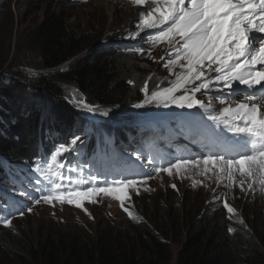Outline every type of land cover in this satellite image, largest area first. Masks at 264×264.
Here are the masks:
<instances>
[{"label": "snow or ice", "instance_id": "obj_1", "mask_svg": "<svg viewBox=\"0 0 264 264\" xmlns=\"http://www.w3.org/2000/svg\"><path fill=\"white\" fill-rule=\"evenodd\" d=\"M129 2L134 6L148 5L149 10L139 13L135 25L138 31H130L127 37L136 39L144 33L152 46L167 45V55L161 60L169 75L175 77L167 81L168 86L158 84L151 91L146 79L140 88L144 100L134 106L197 109L195 113L177 114L176 129L161 139L171 146L176 137L183 136L200 144L202 150L196 155L165 158L141 144L133 154L136 160L147 159L151 169L144 171L140 179L116 168L105 170L93 162V171L77 180L72 175L77 168L64 157L65 153L77 151L82 143L80 135L72 134L70 142L54 144L47 156L41 158L43 165L38 164L35 169L29 166L28 172L22 173L19 192L31 200L29 206L21 208L0 197V213H4L0 223L4 226L11 227L14 215L31 213L32 206L42 202L53 207L57 202L67 204L86 212L85 203H97L101 196L118 201L129 217L136 219L126 206L131 199L130 190L139 194L138 185L161 172L169 177H183L196 169L208 179L215 176L218 185L226 182L225 187L238 185L242 191L245 184L248 190L259 185L264 192V0ZM139 52H147L154 59L151 48H141ZM210 93H215L214 98L226 106L215 110L210 103L197 98V94ZM83 107L90 113L100 111L93 105ZM204 116L211 125L205 123ZM222 205L231 219L236 210L226 198ZM228 231L234 229L229 227Z\"/></svg>", "mask_w": 264, "mask_h": 264}, {"label": "trees", "instance_id": "obj_2", "mask_svg": "<svg viewBox=\"0 0 264 264\" xmlns=\"http://www.w3.org/2000/svg\"><path fill=\"white\" fill-rule=\"evenodd\" d=\"M64 18L57 11L45 14L30 36L31 59L44 69L76 60L63 71L30 80V93L38 107L17 104L14 116L1 122L3 154L31 160L52 125L49 117L46 122L41 118L47 110L63 125L75 122L78 114L74 108L81 103L69 92L85 94L92 104L114 105L118 113V106H123L122 111L131 107L142 113L153 106L135 107L131 102L144 100L140 88L146 78L135 52L118 45L93 46V38L70 28ZM114 115L104 129L114 128ZM133 118L123 114L125 120ZM109 140L120 149L126 145ZM149 210L154 214L151 221L134 210L136 219L125 227L78 223L62 231L15 220L9 228L0 225V234L8 240L1 245L8 252L9 264H172L171 244L178 246L175 264H264V214L260 212L251 209L244 220L235 215L229 219L223 212L214 214L210 203L204 208L201 202L184 197H166L154 208L149 205L146 213ZM229 227L234 231L229 232Z\"/></svg>", "mask_w": 264, "mask_h": 264}, {"label": "rangeland", "instance_id": "obj_3", "mask_svg": "<svg viewBox=\"0 0 264 264\" xmlns=\"http://www.w3.org/2000/svg\"><path fill=\"white\" fill-rule=\"evenodd\" d=\"M138 8L139 6L132 5L129 0H48L47 2L45 0H4V5L0 7V124L6 121L4 119H11L14 116L15 111L13 108L17 104L19 106L30 104L33 108L38 107V101L35 100V102L30 93V80L39 74H48L57 69L60 70L61 68L70 67L76 60L73 58L69 63L63 66L61 65L60 68L58 67L48 71L44 68L36 67L35 63L32 62L33 49L29 45L30 36L33 33V29L39 25L45 14L49 11L61 12L70 28L93 38V46L95 44H121L128 46L143 44L144 49L151 48V53L156 57L155 64H159L161 68L159 75L166 76L165 86L161 87L168 86L167 81L175 79V77L166 73V68L163 67L164 61L161 60V57H166L167 55V45L158 44L152 46L149 38L144 33H141L136 39H129L127 37V33L130 31H137L135 30V25L138 18L135 17L134 19L133 13L136 10L138 12ZM128 11H133L130 12V18L126 14ZM125 22H127V27ZM96 46L99 47V45ZM151 68L154 69L155 67L152 66ZM215 95V93H210L209 96L213 98L210 101L204 100L205 103H210L212 108L215 107V110L225 107L226 105L215 100ZM202 96L201 94H197L198 99L202 98ZM238 98L236 99L238 100ZM85 102L90 105L92 104V99L86 98ZM131 102L133 103L135 101ZM96 106L116 109L114 105L107 106L96 103ZM117 108L122 110L123 106H118ZM189 112H192V110L177 108L176 111H173L172 108L156 107L150 115L156 117H176L179 113L187 114ZM48 117L51 118V115L47 111L41 114V118L44 120H48ZM205 118L207 119V116ZM181 139L184 140L183 137ZM159 142H161V138L154 143L158 144ZM131 145H135V143H130L126 149L135 148L131 147ZM22 164L21 160L14 162L16 166ZM25 168L29 170V168ZM72 175L77 180L87 177V175H81L79 172L73 173ZM209 175L211 176V174ZM195 176L197 182L192 190L185 189L176 183H158L155 180L143 183L141 186H138L139 194L142 195L131 198L126 206L132 212L136 208L147 221H151L154 215L153 210H149L146 213L149 205H152L154 208L155 203L166 197L167 199L169 197L170 199L171 197H184L185 199H194L198 203L201 202L204 208L207 206V203H210L214 214L223 212L227 218L228 214L223 208V205L221 208L217 202L226 198L228 203L236 210L238 216L243 220L246 211H250L251 209L264 214V194L254 196L246 190L242 191L238 185H233L231 188H228L224 186L226 182L218 185L215 176L208 179L206 176L200 175L198 170L195 171ZM136 177L138 178V176ZM173 184H175V188L171 187ZM11 187L12 184H8L3 189L10 190ZM153 187L157 191L148 194ZM131 191L136 193L135 190ZM97 199V203H85L84 208L87 210L86 212L84 209H78L67 204L61 205L57 202L53 207L42 202L32 206L31 213L25 211L24 214L26 215L17 220L30 221L29 226L31 227L35 225L56 227L62 231L67 230L70 225H77L78 223L87 224L89 227L95 224L125 227L126 223L131 221L132 218L120 207L118 201L104 196L98 197ZM31 203V200L23 202L21 207L26 208ZM244 222L246 223V221ZM31 236L32 234L28 235V237ZM7 241L4 235L0 234V264H9L11 262L7 250L1 245ZM171 250L173 255L172 264H175L178 246L171 244Z\"/></svg>", "mask_w": 264, "mask_h": 264}, {"label": "clouds", "instance_id": "obj_4", "mask_svg": "<svg viewBox=\"0 0 264 264\" xmlns=\"http://www.w3.org/2000/svg\"><path fill=\"white\" fill-rule=\"evenodd\" d=\"M138 10L140 11V9ZM135 30L138 31L136 27H135ZM109 45H112V46L118 45L119 47L126 49V50H129V48L131 47L128 45H121V44H115V45L99 44V46L101 47H105ZM136 56L140 58V62H141L140 67L142 68V70L145 71V75H146L145 80L146 79L148 80L150 91L154 90L158 84L160 86H165L164 82L166 81V76L159 75L161 68L159 67V64H155L156 57L154 56V54L151 53V56L154 57V59L149 58V56L145 55V53L143 55L136 54ZM71 60H68L62 63L61 65L63 66L64 64H67ZM148 63H151V65L154 66L155 68L152 69L151 68L152 66L148 65ZM61 65H58L57 67H54V68L45 69V70L46 71L54 70L60 67ZM65 69L66 68H61L60 70L59 69L57 70L63 71ZM178 70L180 69L179 68L175 69V71H178ZM166 73L169 74L167 69H166ZM152 80H154L153 84H151ZM69 93L71 96L75 97L81 103V106H76L74 108V110L77 111L78 118L76 119L75 122L71 123L70 125L69 124L63 125L61 122V119H59L58 117L54 118V115L51 113V111L47 110L48 113H50L51 115V118L48 120V122H51L52 125L46 135V139L44 140L40 148L35 152V154L32 155L31 160L22 158V157L13 159L11 156L0 152V155H1L0 156V197H2L3 200L7 201L9 204H13L18 207H21V204L23 202L29 201V199L24 197L19 192V187H20L19 181L24 179V176L22 173L28 172V170L25 167L29 168V166H31L34 169L36 168L38 161L44 163L43 159L41 158L46 157L47 154L50 152V149H52L54 146V144H51L48 142V138H51V140H53L55 137L57 139L58 138L63 139L64 137H68V136L71 137L72 134L81 135V136L83 135L91 136L94 133L96 135H101L103 132L100 131V129L104 126L107 127L110 124L109 119L111 118L113 114H115L112 117L113 124L111 125L114 127L116 125H119L121 126L122 129L118 130L117 135H114L113 137L114 139L112 140H118V141L132 143V144L135 143V145H131V147H135V148L141 144H144L146 148L154 149L157 144L154 142H157V140L154 141V139H152V136L157 135L158 139L161 138L159 137L161 133H158L157 129L159 128L165 133L166 131L175 130L176 125L178 123L175 116L156 117L154 115H150L154 111V109L157 107L154 104L152 108L145 113H142L140 110L136 111L134 108H131V107L124 111L118 110L120 112L118 113L116 109H108V108L101 107V106H97L100 111L96 113H90L87 111V109L83 107L84 104H87L85 102V99H86L85 94L80 93L79 96H77L76 92H69ZM239 99H241V97H239L238 100ZM207 101H210V100H207ZM138 102L140 103L142 101L139 100V101L133 102V106L139 104ZM90 105L96 106V103L90 104ZM172 110L176 111L177 108L172 107ZM104 111H107L108 115H103L102 113ZM196 111L197 110L192 109V113H195ZM123 114H128L135 118L125 120L123 119ZM134 115H139V116H134ZM98 119L100 120L99 122H98ZM44 122L46 121L44 120ZM205 123L208 125L212 124L210 120L205 121ZM150 126L152 128H149V130H147L141 135L139 134V132L143 130L145 127H150ZM91 131L93 133H90ZM109 139L111 138L109 137ZM175 139H176V142L172 141L171 146L165 145L169 147V149H167L166 151L168 152L176 151V149L178 148H179V151H177V153L173 155H169L168 153L166 155H163L165 158H170L171 156L181 155V154L196 155L202 150L201 145L198 143H194L193 145H191L190 139H186L184 137V140H183L181 139L180 136L176 137ZM81 140H82V143L79 145V148L77 151L64 154V157H67L66 162L71 164L73 167H76L77 172L80 173V170L82 169L81 175H88V172L93 170V162L95 163L97 167L103 168L105 170H110L112 168H115L117 165H119L116 167L117 170L123 171L125 174L134 175L135 178H137L136 176H138L137 179H140L143 176L144 171L151 169V164L149 163L147 159L136 160L135 155L133 154L135 148H129L128 150H125V149L122 150L118 148L117 146H115L116 145L115 144L112 146V147H115V150H112L111 148H103V147L92 145V143L85 144L84 138H81ZM165 146L160 147V149L165 148ZM174 146H177L178 148ZM197 148H200V150L197 151ZM58 159H62V158H58ZM17 160H21L25 167L23 166V164L20 166L14 165V162ZM159 162H162V161H158V163ZM138 165H143L144 167L141 168ZM195 171L196 169H193L190 173L185 174L183 177L176 176L175 174L172 177H169L166 173L161 172L158 176H155V178L149 179L146 182L155 180L158 183L159 182L160 183H176L184 187L185 189L192 190V188L195 186L197 182ZM17 177H19V180H17ZM109 179H111V177H109ZM8 184H12L11 189L4 190L3 188L7 187ZM141 185L142 184L138 186H141ZM244 187L248 193L254 196H261L264 194V192L260 191L259 185H255L251 190L247 189V184H245ZM28 190L31 191V187H28ZM154 191H157V189L153 187L148 194H151ZM139 195H142V194H136L134 193V191L130 192L131 198H133L134 196H139ZM180 198H183V197H180ZM217 202H218V205L222 208V201L220 200ZM207 206H208V203H207ZM134 210H136V208ZM212 211H214L213 208H212ZM3 215L4 213H0V216H3ZM25 215L26 214H24L23 216H20L16 214L12 217V219H14L13 221H15L17 219L23 218ZM234 215L238 216L237 213H235ZM238 217L241 219L240 216ZM13 221H12V224H13ZM0 225L3 226L2 223H0Z\"/></svg>", "mask_w": 264, "mask_h": 264}, {"label": "bare ground", "instance_id": "obj_5", "mask_svg": "<svg viewBox=\"0 0 264 264\" xmlns=\"http://www.w3.org/2000/svg\"><path fill=\"white\" fill-rule=\"evenodd\" d=\"M4 5V0H0V7L1 6H3ZM140 8H138V9H143L142 11H144V12H146V11H148L149 10V6L148 5H143V6H139ZM107 9V8H106ZM132 9V8H131ZM136 9V8H135ZM117 11V10H116ZM142 11H138L137 12V10L133 13L134 14V19H135V17L136 18H139V13L140 12H142ZM130 12H133V11H128V12H126V14H127V17L129 16V18H130ZM125 24H126V27H127V22H125ZM130 26V25H129ZM128 26V27H129ZM122 27V26H121ZM120 28V27H119ZM149 46V45H148ZM60 68V67H59ZM149 128H152L151 126L150 127H145L143 130H141L140 132H139V134L141 135V134H143L144 132H146L147 130H149ZM152 131V130H151ZM157 132L159 133H161L160 134V137H164V136H166V134L163 132V131H161V129H157ZM159 135V134H158ZM179 139V138H178ZM129 144L130 143H127L126 142V145L125 146H123V147H121V149L123 150V149H125V150H127L126 149V147L127 146H129ZM166 145V143H165V141L163 140V139H161V142H159L157 145H156V147L154 148V149H150V150H152V152H156V153H161L162 155H166L167 153L169 154V155H173V154H176L177 153V151H179V148L177 147V146H174V147H176V148H178V149H176V151H166L167 149H168V146H165ZM175 145V144H174ZM162 146H165V148H163V149H160V147H162ZM200 150V148H197V151H199ZM50 162V161H49ZM93 171V170H92ZM91 229V228H90ZM100 229V228H99ZM98 229V230H99ZM53 233H55L56 234V232H53ZM52 233V234H53ZM73 233V232H72ZM58 234V233H57ZM59 234H61L60 232H59ZM59 236V235H58Z\"/></svg>", "mask_w": 264, "mask_h": 264}]
</instances>
